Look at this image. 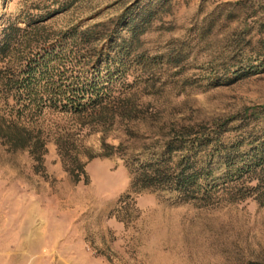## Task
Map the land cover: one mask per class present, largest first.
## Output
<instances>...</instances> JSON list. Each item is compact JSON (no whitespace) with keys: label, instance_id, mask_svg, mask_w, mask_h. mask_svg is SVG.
<instances>
[{"label":"rangeland","instance_id":"1","mask_svg":"<svg viewBox=\"0 0 264 264\" xmlns=\"http://www.w3.org/2000/svg\"><path fill=\"white\" fill-rule=\"evenodd\" d=\"M235 1L0 0V28L23 10L45 13L63 3L68 9L47 20L36 41L103 23L98 34L114 35L122 49L112 51L101 78L131 95L141 118L110 129L108 141H124L136 153L177 122L214 127L237 117L230 124L237 132L256 111L259 122L250 128L264 125V66L237 79L258 56L264 22L247 35L251 45L239 34L247 20L254 22L252 9L234 11V18L202 33L218 5ZM74 41L60 39L53 57L59 50L62 59L75 56L73 67L97 77L86 48L69 53ZM219 78L224 84L214 86ZM41 121L53 128L74 124L67 113L50 109ZM80 148L89 180L75 183L53 140L43 166L28 150L13 152L0 141V264H264V205L247 199L205 206L176 192L136 191L121 156H99L101 132L83 137ZM223 168L216 164L214 172Z\"/></svg>","mask_w":264,"mask_h":264},{"label":"trees","instance_id":"2","mask_svg":"<svg viewBox=\"0 0 264 264\" xmlns=\"http://www.w3.org/2000/svg\"><path fill=\"white\" fill-rule=\"evenodd\" d=\"M68 7L69 4L63 3L56 9L37 14L23 10L0 28L1 143L13 152L28 150L33 160L43 166L47 144L53 140L72 181L88 182V161L83 157L87 155L80 148L82 139L101 132L99 156H121L131 173V188L136 191L176 192L183 200L205 206L247 199L264 205V125L255 130L254 125L260 118L256 111L246 116L245 126L237 132L230 128L237 117L218 122L214 127L174 123L153 145L136 153L131 152L124 141L118 144L108 141L110 129L141 120L134 98L126 91H116L101 78L102 67L110 62L112 51L118 53L122 49V44H118L114 35L98 34V27L103 23L82 31H61L56 39L44 37L36 41L47 27L46 21ZM243 8L252 9L255 14L251 15V18L255 16L254 22L247 20L239 34L244 44L251 45L252 39L247 35L259 30L257 23L264 22V0H237L218 5L209 14L211 24L203 28L202 33L208 35L213 23L222 18L230 20L234 18V11ZM60 39L75 40V50L69 53L79 54L86 48L88 68L98 70V76L91 79L87 72L73 67L75 56L62 59L66 57H62L63 52L59 50L53 57ZM100 41L102 45L89 47ZM257 43L260 51L255 62L237 79L262 70L264 58L260 55L264 56V37ZM56 59L63 63L52 68L50 62ZM45 61L47 64L43 66ZM225 80L219 78L214 86L224 84ZM47 109L67 113L74 124L45 126L41 118ZM93 157L88 155V159ZM216 164L224 166L221 173L214 172Z\"/></svg>","mask_w":264,"mask_h":264}]
</instances>
